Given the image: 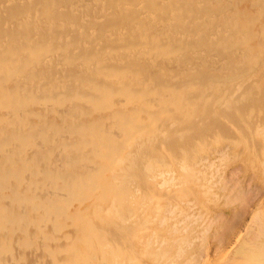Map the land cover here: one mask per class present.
Returning a JSON list of instances; mask_svg holds the SVG:
<instances>
[{
  "label": "bare ground",
  "instance_id": "6f19581e",
  "mask_svg": "<svg viewBox=\"0 0 264 264\" xmlns=\"http://www.w3.org/2000/svg\"><path fill=\"white\" fill-rule=\"evenodd\" d=\"M35 1L0 0V264H264V195L222 243L207 241L228 168L242 162L264 188V121L252 130L260 157L242 136L240 152L239 135L226 142L243 122L252 129L234 122L243 111L258 116L264 0H39L30 10ZM159 1L150 14L144 4ZM216 12L221 29H208ZM225 34L223 48L240 53L228 63L225 49L210 53ZM175 112L184 120L171 133ZM152 128L162 143L189 136L152 159L142 139ZM144 175L159 193L131 185Z\"/></svg>",
  "mask_w": 264,
  "mask_h": 264
},
{
  "label": "rangeland",
  "instance_id": "374dc122",
  "mask_svg": "<svg viewBox=\"0 0 264 264\" xmlns=\"http://www.w3.org/2000/svg\"><path fill=\"white\" fill-rule=\"evenodd\" d=\"M141 1V0H140ZM208 3H209V1L208 0H206ZM205 1V2H206ZM38 2H39V0H36L35 2H34V5H32V8H30V10H33V8H35L36 6H37V4H38ZM87 2H89L90 3V1L88 0ZM132 2H134V3H139V0H132ZM149 10H150V14H154L153 12H154V10H156V8H158V6L160 5V1L159 2H155V4L152 6V5H148L147 3L146 4H144ZM22 9V8H21ZM21 9H19V11H21ZM18 11V12H19ZM110 12H111V10H109ZM109 12V13H110ZM3 13V12H2ZM213 14V13H212ZM214 14H216V15H214ZM213 15H212V17H209V19L210 18H212L213 20H209V24H208V29L209 28H211L212 27V29H218L219 28V30L221 29L220 27V25H217L218 23H219V17H218V13L216 12V13H214ZM0 15H1V11H0ZM2 16V15H1ZM0 16V21L5 17H1ZM106 16V15H105ZM99 20L100 21H105V17H104V15L103 14H99ZM103 17V18H102ZM101 18H102V20H101ZM216 18V19H215ZM150 19V15H149V18H147V20L145 21V23L146 22H148V20ZM213 22V24H212V22ZM144 23V25L143 26H145L146 24ZM211 23V24H210ZM213 25H217L216 26V28L213 26ZM142 26V27H143ZM211 26V27H210ZM214 27V28H213ZM207 28H205V30H206ZM205 30H204V32H202L203 34H202V36H200L199 37V40H202L203 38H204V36L203 35H205V33L207 34V32H205ZM211 30V29H210ZM210 30H208V31H210ZM212 31V30H211ZM214 32H216V31H214ZM128 34V33H127ZM130 34V33H129ZM127 36H129V35H127ZM226 36V37H225ZM225 36H223L224 38H223V40L221 39V41L220 42H216L215 40H213L212 39V42L214 43V47H213V50H212V52H210V53H215V58H220V56L217 54L218 52L219 53H222L221 51H219V49L220 48H223V47H225V46H223V45H225V42L226 41H228V39H229V36L228 35H226L225 34ZM123 37V36H122ZM121 37V38H122ZM100 38V37H99ZM118 38H120V37H118ZM207 39V38H206ZM164 41H165V38L164 37H158L157 38V40H155V46L157 47V48H162L163 46H164ZM216 43H215V42ZM184 47V46H183ZM183 47H180L179 48V50H178V53L176 54V55H173V58L176 56H180L181 55V53L183 52ZM225 49V50H224ZM229 49H231V48H229V47H226V48H223V50H224V52H223V55H224V60H225V58L228 56V55H230L231 53L233 54V55H237V56H239V54L235 51V50H233V49H231V50H229ZM217 52V53H216ZM236 52V53H235ZM145 53H147V52H145ZM227 53H230V54H227ZM219 57H218V56ZM149 56V55H148ZM148 56H146L147 58H148ZM217 56V57H216ZM226 56V57H225ZM264 58V55H262L261 56V58L260 59H263ZM134 59H135V62L136 63H133V65L132 66H134V67H132V66H127L126 67V69H125V71L124 72H122V76H121V79H123L122 80V82H127V76L128 75H126V74H129V73H132V72H136L139 68H142L143 66H141V64L140 63H143V64H145L144 62H145V56H144V54L143 55H141V56H134ZM150 59V58H149ZM132 60H133V56H132ZM154 61V63H156V61L154 60V59H150V62H153ZM168 60H170V62L168 61ZM246 60V59H245ZM245 60H244V62H245ZM166 61V60H165ZM167 61L169 62L168 64H169V66H170V64L171 65H173V61H172V59H167ZM130 62V61H129ZM139 64H138V63ZM172 62V63H171ZM244 62H242V64L244 63ZM225 63H228V61L227 60H225ZM221 64V63H220ZM141 67H140V66ZM224 66V67H223ZM226 66H227V64H226ZM226 66H225V64L223 63V65H222V69H224V71L225 72H227L228 70H227V68H226ZM172 68H174L173 70H172ZM174 70H175V72H176V67H172V66H170V68H169V71H168V73H170V74H174L175 75V72H174ZM227 70V71H226ZM178 76H182V75H178ZM260 76V75H259ZM258 76V77H259ZM257 77V76H256ZM255 77V78H256ZM262 77H263V79L261 78V76H260V78L262 79V80H264V74L262 73ZM125 78V79H124ZM262 82V81H261ZM264 82V81H263ZM252 82L249 80L248 81V83L247 84H251ZM166 84V83H165ZM198 84H200V83H198ZM247 84H245L244 85V87L246 88L247 87ZM261 84V83H260ZM251 86H253V84H251ZM259 86V85H258ZM258 86H255V87H258ZM263 85L261 84L260 85V89H259V87H258V89L257 88H255L254 89V95L256 94V95H258V98H257V102L255 101L254 103H255V105H254V103H253V105L252 106H255L253 109L254 110H256L257 111V113H258V116L256 117V114L254 115L253 114V116H252V113L251 112H249V111H246V113H245V111H243L244 113H241L240 114V116H238V118L234 121L235 123L237 122L238 124H241L243 121H247L248 120V122H253L254 123V125H253V127H252V129H249V128H246V127H244V126H246V123H245V125H243V123L240 125V126H237V129H229L230 130V132H229V135L227 136L228 138H231V137H235V136H237V137H239V138H237L236 139V137H235V139H234V141H236V142H238L239 143V141L241 142V143H239V147H238V149L236 148L235 149V151L237 150L238 152H240L241 151V149H242V147L245 149V147H244V145L242 144V142H243V139L245 138L246 139V142L248 143V145H251L250 146V151L254 154V153H258V157H260V153H259V151H257L256 150V148H257V141L258 142H260V139L263 137V134H262V132H261V134L260 135H257V134H255V135H253V133H252V130H253V128H257L258 126H257V121H260L259 123L260 124H262L263 123V121H264V115L263 114H260V113H264V112H262V109H261V107L263 108V111H264V86L262 87ZM183 87H184V85H183ZM243 87V88H244ZM187 89H189V88H187ZM257 89V90H256ZM256 90V91H255ZM258 90H259V92H258ZM161 91V90H160ZM262 91H263V93H262ZM162 92V91H161ZM259 94H258V93ZM163 93V95H164V92H162ZM261 93V94H260ZM166 95V94H165ZM262 101V102H261ZM262 104H261V103ZM261 105H260V104ZM258 104L260 105L259 107L260 108H258ZM209 105V104H208ZM206 106H207V104H206ZM204 108H205V105H203V107L201 108V110H203L204 111ZM259 110H260V113H259ZM217 113V115H216V113ZM215 112H213L212 114L213 115H211L210 117H206L207 119H209V120H207L206 118V120L209 122V121H212V120H214L215 118H217L216 116H218L219 115V113L217 112V111H215ZM172 113V112H171ZM169 114H170V112H169ZM214 114H215V117H214ZM171 115V114H170ZM173 116H174V118H173V120H174V122H173V126H167L168 127V129H170L171 130V133H172V131L175 129V128H177L178 126H179V124H181V122L184 120V114L181 116V114L180 113H176L175 112V114L173 113ZM246 116V117H245ZM260 116V117H259ZM251 117H252V119H254V120H251ZM246 118V119H245ZM244 119V120H243ZM250 119V120H249ZM258 119V120H257ZM240 120V123L238 122ZM262 122V123H261ZM185 123H188V121H186ZM234 123V124H235ZM236 123V124H237ZM258 123V125L259 126H261L260 124ZM256 124V125H255ZM224 125H222V127H223ZM255 126V127H254ZM148 127H152V126H148ZM156 127V126H155ZM221 127V126H220ZM238 128L240 129L238 132H237V130H238ZM255 128V129H256ZM222 130H226V128H225V126H224V128H221ZM245 129H247V131L245 130ZM150 130H152L151 132H144L143 133V136H142V139L144 140L145 139V137L147 138V135H148V137L149 138H152V141L150 140L149 142H151V143H149L148 142V139H145L144 140V142H146L145 144H144V146H143V150H149V148H155V151H156V153L154 154H151L150 153V157L149 158H152L153 159V157H156L157 158V156H160L161 154L163 155L164 153H165V150H164V148L166 149V151H168V149H171V150H173V149H175L179 144L181 145L183 142H184V139L186 138V137H188V136H186L184 139H180L179 141L178 140H171V138H170V136L168 137V138H166V140H165V142L164 143H162V138H161V135H159L158 137H155V139H154V135H151V134H153L154 133V128H152V129H150ZM212 131H214V130H210V131H208V135H210L211 134V132ZM237 133H239V134H237ZM251 131V132H250ZM264 131V130H263ZM190 132V131H189ZM194 133H196V130L194 131ZM242 133V135H240ZM264 133V132H263ZM245 134V135H244ZM239 135V136H238ZM257 135V136H256ZM123 138H124V141H125V139L126 138H128V136H130V135H127V134H122L121 135ZM152 136V137H151ZM226 136V135H225ZM244 137V138H242V137ZM250 136V137H249ZM254 138H253V137ZM233 138H231V139H229V141H227L226 140V142L229 144V145H232L231 143H230V141H233ZM252 138H253V140H252ZM141 139V140H142ZM255 139V140H254ZM140 140V141H141ZM142 140V141H143ZM147 140V141H146ZM183 140V141H182ZM250 140H251V143H250ZM181 141V142H180ZM253 141V142H252ZM161 143V144H160ZM254 143V144H253ZM164 146H163V145ZM226 144V143H225ZM227 144V145H228ZM183 145V144H182ZM170 147V148H169ZM254 147H256L255 149H254ZM231 148H232V146H231ZM243 149V150H244ZM115 150H116V152H115V156L117 155V153H120L122 150H121V148L120 147H116L115 148ZM243 150H242V152H243ZM255 151H257V152H255ZM242 157V156H241ZM147 159V160H151V159ZM174 159V158H173ZM172 159V160H173ZM171 160V161H172ZM146 162V161H145ZM170 162V161H169ZM241 164H242V162H240ZM240 163H237L236 165H237V167H236V165H234V166H231L230 168H228L227 170H226V174H225V177H224V180H223V182H222V186H221V184H220V187H221V189H222V192H224V194L223 195H225V197L223 196V197H221V198H223V199H221V201L219 202V203H221L222 202V204H221V209L220 210H217V209H214V210H217V211H219L221 214H219V212H217V211H213V213L215 212L216 214L214 215V214H212V217H213V215H214V218L219 214V217L217 216L216 218H215V221H214V219H213V222H212V224H211V232H209L208 233V237H209V235L211 234V233H213V236H214V238H218V240L216 241V240H213L214 238H213V236L212 235H210V237L211 238H208L207 239V241H208V243L212 246V247H214L215 246V244L217 245L218 244V242L220 241V243H222L229 235H230V233L231 232H233L236 228H237V226H239L242 222H243V219H245L247 216H248V213H246V212H249L250 213V210H251V208L253 207V205L254 204H256V203H258V202H260L261 200H262V198H263V196L262 195H264V193L262 194V192L264 191V188H263V185L261 184L260 185V182L253 176V174H250V173H245L244 171H242V169L244 170V168H243V165H241ZM170 163H168V165H169ZM239 168V169H238ZM230 169V170H229ZM235 169V171H233ZM238 169V170H237ZM235 172V173H234ZM238 175H237V174ZM243 173V174H242ZM231 175V176H230ZM252 175V176H251ZM145 176V175H144ZM229 176V177H228ZM237 176H238V178H237ZM234 177V178H233ZM237 178V180H236V178ZM251 177H253V179L251 178ZM229 178H232V179H229ZM240 178V179H239ZM226 179V180H225ZM235 179V180H234ZM256 179V180H255ZM145 180V181H144ZM243 180H244V182H243ZM248 181H250V182H248ZM258 181V182H257ZM225 182V183H224ZM232 182H234V183H232ZM236 182V183H235ZM237 182H238V185H237ZM246 183V184H245ZM251 183V184H250ZM148 184H150V180L145 176V179L144 178H142V181H141V183L140 184H136V186H135V184L133 183V184H131L132 186H134L135 188L137 187V185H142V188H143V190H144V195H145V193H147V190H150L149 192H152L151 194L153 195V193H155V194H157V193H159L158 192V190L156 189H149L150 188V186H148ZM225 184V185H224ZM236 184V186H234ZM251 187H250V186ZM130 186V185H129ZM224 186V187H223ZM226 186V187H225ZM235 187V188H233V187ZM239 186H242V187H239ZM246 186V187H245ZM149 187V188H148ZM256 187V188H255ZM132 187H129L128 188V190L130 189V191H129V194H130V196L131 197H133V198H135L134 197V193H132V189H131ZM134 188V189H135ZM148 188V189H147ZM230 188V189H229ZM233 188V189H232ZM240 188H241V190H243V189H245V191L243 190L242 192H238L239 190H240ZM248 188H250V189H248ZM252 188H255L254 190H252ZM133 189V190H134ZM238 189V190H237ZM226 190V191H225ZM240 190V191H241ZM257 190H259V192H257ZM154 191H156V192H154ZM232 191V192H231ZM233 191H235V192H233ZM255 191V192H254ZM229 192H230V195L232 196V193H233V197L235 198L236 196H238V194H240L241 195V199H239L240 198V195H239V197H238V200H236L237 198H235V201H233L234 200V198L232 197L231 198V196L229 195ZM245 192V193H244ZM234 193H235V195H234ZM222 195V194H221ZM252 195H254V196H252ZM260 195V196H259ZM129 196V197H130ZM150 196V195H149ZM256 196H257V198H256ZM230 199V201H232V202H229V200H228V198ZM225 198V199H224ZM242 200V201H241ZM260 200V201H259ZM169 200H166L164 203H163V206H165L166 204L168 205H170V203L168 202ZM223 201H224V204L226 203V206L223 204ZM252 201H253V203H252ZM241 202V203H240ZM250 202V203H249ZM104 203V202H103ZM231 204V205H229V204ZM239 203V204H238ZM243 203V205H241ZM165 204V205H164ZM233 204V205H232ZM235 204V205H234ZM166 205V206H167ZM228 205L230 206V207H228ZM238 205V206H237ZM241 205V206H240ZM247 205V206H246ZM249 205V206H248ZM225 206V207H224ZM234 206V207H233ZM168 207V206H167ZM236 207V208H235ZM241 207V208H240ZM223 208V209H222ZM227 208V209H226ZM240 208V209H239ZM247 208V209H246ZM226 209V210H225ZM235 209V210H234ZM236 209H238V211L240 212V213H238V211L236 210ZM234 210V211H233ZM245 210V211H244ZM244 213H246V214H243V212ZM218 213V214H217ZM232 213H234V214H232ZM242 214V215H241ZM222 215H224V216H222ZM98 216H99V218H107V217H104V216H102V214L100 213H98ZM234 216H237L236 217V219H235V217ZM244 216H245V218H244ZM232 217H234L233 219H231ZM218 218V219H217ZM223 218V219H222ZM216 219H217V222H216ZM225 219H227V220H225ZM231 219V220H230ZM241 219V220H240ZM220 220H223V221H220ZM229 220V221H228ZM234 220V221H233ZM237 220V222H236V224H233L232 225V227H231V224L232 223H234L235 221ZM229 223H228V222ZM215 223V224H214ZM225 223V224H224ZM239 224V225H238ZM217 225H219V226H217ZM227 225V226H226ZM217 226V227H216ZM236 226V227H235ZM255 226V225H254ZM215 228V229H214ZM217 228V229H216ZM234 228V229H233ZM214 229V230H213ZM224 229V230H223ZM230 229H232V230H230ZM255 229V228H254ZM254 229H253V232H254ZM219 230V231H218ZM228 230V231H227ZM249 230L250 231H252V227L250 228V229H248L246 232H245V235L249 232ZM216 231V233L218 234V236H217V234L215 233L214 234V232ZM221 231V232H220ZM224 231H226L227 233H225ZM225 233V234H224ZM250 233L251 232H249V234H247L246 236H248V238L250 239V237H251V235H250ZM227 234V235H226ZM229 234V235H228ZM260 234V233H259ZM221 235V236H220ZM244 235V236H245ZM249 235H250V237H249ZM217 236V237H216ZM244 236H243V238H242V241H243V243L246 241V242H249V241H247V237H245L244 238ZM219 238H222L221 240L219 239ZM225 238V239H224ZM246 239V240H245ZM211 242V243H210ZM258 242H259V240H258ZM260 243L261 244H264V242L261 240L260 241ZM260 244V245H261ZM235 256V257H234ZM234 256H232V257H234V258H238V257H236V254L234 255Z\"/></svg>",
  "mask_w": 264,
  "mask_h": 264
}]
</instances>
